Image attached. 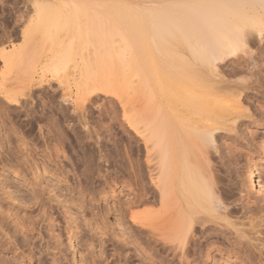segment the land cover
Returning a JSON list of instances; mask_svg holds the SVG:
<instances>
[{"label": "bare ground", "instance_id": "1", "mask_svg": "<svg viewBox=\"0 0 264 264\" xmlns=\"http://www.w3.org/2000/svg\"><path fill=\"white\" fill-rule=\"evenodd\" d=\"M28 2L27 0V4H29ZM40 2H44V6H38L39 8L42 7L39 11V19L37 15L36 17L33 15L35 20H33L34 18L32 19L33 22L38 19V22L32 23V20H30L31 24H29V19L31 18L28 16V19H23L24 21L27 19V25H25L26 27L22 32V36L25 40L23 37L22 39L24 41L29 40V32L33 31L35 34H40L43 41L48 42L50 40L52 44L57 45V36L60 37V35L57 34L59 30L65 29L66 34L69 32L73 34L75 29L79 27V15H83L81 8L83 5L84 7H88L85 0L84 3L80 0H48L47 3H45L46 0H39V3ZM88 2L90 3L89 8H91V6L98 8L99 6L97 13H100V15L98 18L101 16H103L102 19L105 18L103 21L100 19L101 22H104V28H106L105 25L110 23L107 30L109 28V31H113V34L116 35L117 38L118 36L120 37V41L117 39L119 42L115 44L114 39L116 37L114 38L113 36V39L111 34H109L111 40L113 39V46H116L112 50H110V48L107 50L108 47L105 48L103 45V53L100 50L99 52L102 54H99V56L96 55L98 48L97 51H95L96 49L94 50L96 53L94 52L95 54H93L97 57L95 56L96 59L94 58L95 61L93 60L91 66H93L94 69L95 65L96 69L98 68V70H101V72L99 71L100 74H98L99 72L97 70L90 71L92 69L90 64L93 57L89 58V60L85 56L89 61V63L87 61L88 64L85 63V65L87 64V70L89 68L90 70L86 72V67L81 69L83 66H80L79 69L84 70L80 71L84 73L85 78H81L84 76L80 74V71L79 74L81 76L79 78L80 80L91 78L87 80V82L84 81L81 84L80 81L76 82L78 84L76 85L74 80L78 77H75L76 64L78 63H74L78 61H76V56L78 55H76V53L78 50L72 41V35L70 38L67 36L68 38L66 37V39L60 37L62 39L61 42L58 43L60 46L57 45V49L51 54L53 57L56 56L57 62L48 67L51 62L44 59L49 65L46 61L43 62V64L45 63L48 66L44 65L40 67L42 70V72L39 70L41 75L36 80H30V78H32L31 75H33L30 72L37 74L40 65H35L36 62L29 61V58H23L24 55L25 57H29L30 55L26 47L28 44L25 45V42H23L25 46L22 45L21 48L19 47V51H16L20 57L13 55V49L15 48L11 50V47L9 50H11L12 53L8 50L9 54H7L9 56H6V54L5 56L0 54V56H2V60H5V58L8 60V57L10 59L8 63L6 60H3L4 63L6 62L3 64V67H5L3 69L4 71L6 69V72L9 70L8 72H12L11 74L18 73L16 72V68L17 71L19 68L17 65L29 69V72H26L30 73L29 76L31 77H27L29 79L28 82H30H26L27 79H25L29 87L26 86L24 79H21L24 84L21 81H18V85L17 81L15 82L16 84L12 82V87L15 88L17 86L19 90L16 91V88H11V90L5 91L10 94L5 93V96V94L2 93L4 98L10 101V105L14 104L18 106L19 109L23 108V110L31 112L35 110V106H37L38 100L40 99L36 97L33 99L29 96V98L33 100L32 102L30 101L31 103L28 106L26 98L24 97H27L28 93L31 94L36 91L38 89L36 87H39L41 84L56 80L62 92L64 91L63 94L61 92L62 96H59L61 99L59 98L60 101L58 102L62 117L64 120H68L71 129L77 132L80 128V119L82 120L83 118V112L79 110L82 109V105H85L83 104L85 100H82V98L84 99V96H90L85 90V88L87 89L85 85L92 80L89 82L91 85L90 88V85L87 84V90L88 92L90 90V94L91 92L93 93V90L94 92L97 91L99 87V90L102 91V83H105L103 89L109 85L106 88L111 91L110 84L113 82L115 83L118 79L112 81V77L115 79V70L122 64L126 69L127 76L125 75L126 77H124L127 80L126 82H128L124 87L129 86V89H131L130 92L133 91L131 95L135 94L134 97L130 95L126 97L127 99L121 98L119 100L122 106V112L120 113H122L121 115L127 125L123 130L129 134V136L127 135L128 138H133L134 140L132 141L137 143V148H135V150L137 149L136 151H138V154H136L135 163L130 156V163L131 165L133 164L132 167L136 166L138 170L142 168L140 162L142 143L145 146L144 148L147 154L152 150L154 151V155H152L154 156L152 157L153 159H151V154L143 157L147 158L148 164L154 160L152 162L153 164H151L155 172L154 173L152 170L154 176L150 177V182L152 184L151 196H146V190L149 188H144L142 187L144 185L138 183L141 185V188L139 187L140 193H138L139 195L136 194L137 200L134 203H139L138 205H140V202L141 204L144 202L146 203L153 198L154 201H156L155 203L158 204V207H156L157 209L153 210V212L152 209L151 211H149V209L144 212L142 211V213L141 211H128L130 214L129 217L132 219L128 226L132 227L129 231L131 240L129 241L128 238L126 239L123 237L119 238V246L113 248L114 253L122 255L124 252L125 255H127L125 257L128 258L127 251L132 249L134 251L133 256H135V258L137 256L139 264H197V260L200 258L208 259L210 255H212L211 252L213 250H218L216 248H219L223 242H228L229 246L226 253L229 254V258H231L232 255L241 257L240 264H264L254 261V259H256L253 250L254 245L248 241L249 238L244 234V230L241 229L240 226L239 228L236 227L238 223L236 224L235 222L237 220H231L232 217L234 218L235 212L240 210L241 213L243 212L245 214L247 212L250 214L253 209L252 207H247L246 204H236L238 207L229 206L231 203L227 200L228 197L225 195V191L223 192V188L219 185L222 176H218L219 172L217 168L218 161L221 163L220 167L223 165L222 163H226L223 161V158H225V154L228 156V152L231 151V147L233 146L232 141L235 142L239 135L241 136L239 132L234 133L236 127L233 125L236 123L234 122L235 124H233V117H228L230 111H226V109H229L226 103L229 102L227 100L229 96L225 97V94L229 93L228 90L231 91V94L238 92V95L240 92H243L246 100L253 103L258 99V92L256 89L264 86V0H164L153 4L155 6L151 9L138 7L137 4L134 5L133 3H125L123 5L122 2L123 8L120 3L119 5L115 3L110 4V2L109 4H104V2L102 3L101 1H99L101 3H96L97 1H91L92 3L90 1ZM12 4L15 3H11V5ZM144 4L145 3H143V5ZM12 6H10L11 14L14 12V7ZM135 6H137L138 9H136ZM33 7L35 9V6ZM95 7L93 9H97ZM82 9L86 12L84 8ZM122 10L123 12H121ZM15 11L18 10L16 9ZM18 12L20 13V11ZM33 13L35 14L37 11ZM21 14L23 15V13ZM86 14L90 15L89 13ZM96 19L94 18V22L91 21L93 24L90 22L89 24L87 23L88 26L90 24L91 26L93 25L92 29L96 27ZM106 21L110 22L107 23ZM111 24L114 27H112L113 30L110 28ZM99 28L101 29V27ZM65 30H62L60 33L62 34ZM94 30L95 28L93 31ZM103 30L104 29L101 31ZM107 30L106 32H109ZM31 33L30 35L35 37L34 34ZM90 33L91 30L89 34ZM96 33L99 32L97 31ZM53 34L57 35L54 37ZM78 35L80 36V32ZM95 35L94 33V36ZM97 35L100 36V34ZM44 36L47 39L44 40ZM105 37H108V35ZM109 38H107V42ZM97 39L98 38H96V40ZM101 39L98 40L101 41ZM102 43L104 44V41ZM52 44L48 45L51 47ZM45 45L46 42H44V46ZM40 46H42L44 52H47L45 50L47 49L49 55L51 53L49 50L51 51L54 49V47L52 49H48L46 46L43 47L42 44ZM22 48H25L24 52ZM103 49L107 51L105 52ZM26 52L29 55H26ZM41 52L45 54L43 51ZM43 54L39 56L43 58ZM45 55L47 56V54ZM14 57L15 59H13ZM21 58H23L24 61ZM39 58L37 59L39 60ZM16 59H20L21 62L18 64V61H15ZM48 59L51 60L52 58ZM54 60L55 59H53V62H55ZM82 61L83 64L86 62L84 59ZM32 62L33 65H31L32 67L30 66V69L29 64ZM70 63L74 64V66L71 67L72 65ZM108 67H111V69L106 76L105 73L107 74L108 71L105 70ZM7 68L9 69L7 70ZM119 69L121 70L122 68L120 67ZM13 70L15 72H13ZM22 71L25 72L24 69L20 70L18 75ZM96 71L98 72V77L96 76ZM91 72H95V74ZM122 72H124V70ZM109 74H111V76ZM21 75H25L26 77L25 73L20 74V76ZM121 76V79H123V74H121ZM46 77L47 79H45ZM106 79L108 80L107 82ZM20 82L26 86L24 87L27 88V92H25L26 90L22 91L25 88H20L23 85L18 87ZM100 82L101 84L97 86V83ZM73 83L75 86L71 85ZM91 83H95L96 86ZM48 84L49 83H47V85ZM77 86L82 88L83 94L81 92L82 90L80 91ZM72 87L75 89V92H73L74 95L70 93V91L72 92ZM96 87H98L97 90H95ZM106 88L103 91L106 90L105 92H109ZM245 89L251 91L246 92ZM42 90L44 92L46 88ZM76 91H78V94ZM85 91L89 96L84 95ZM103 91L101 93H103ZM13 92L14 94H12ZM18 92H20V94H17ZM80 92L82 98L79 96ZM223 92L225 93L224 95ZM238 97H240V95ZM85 99L88 100V98ZM89 100H91V98ZM68 105L71 106L72 109L69 107L71 111L68 110ZM83 108H85L86 111V107L83 106ZM86 112L88 113V111ZM227 112L228 114H226ZM84 114L86 115L85 112ZM230 115L232 116V113H230ZM248 116L250 120L244 124V132L246 134L241 132L247 135V138L251 136V128L260 123L259 120L252 115ZM114 117L116 120V116ZM110 119L112 120L113 118L110 117ZM83 120L86 121L87 119L83 118ZM234 120L236 119L234 118ZM89 123L87 122L86 124L88 125ZM122 124H120V126ZM88 128L83 131L85 133L84 136L90 140H93L95 136L94 142L96 143L98 141L96 129L93 130V126V129ZM122 132L124 133V131ZM87 142L88 144L92 143V141ZM98 151L101 152L102 150L99 148ZM127 155L129 156V154ZM231 155H233V153ZM235 155L234 153V156ZM99 157L106 160L105 154L100 153ZM151 165L147 168L150 169L152 167ZM149 171H151V169ZM249 171L251 178H255L256 180L258 190H263L264 185L259 175L256 174L255 169L250 167ZM136 173L137 172H135V174ZM142 175H140L139 178L143 177ZM149 175L151 176V173ZM142 180L141 178V181ZM222 185L225 186L224 183ZM150 216L152 218H148ZM235 218H237V216ZM148 219H151L152 222L150 221L151 223H148ZM22 230L23 227L16 226L15 230L9 233L8 228L4 227V231H8L9 233H5L4 242L9 245V247L18 249V254L21 258H27L29 260V258H31L30 252L34 249H37V251L41 253L46 251L43 247H45L48 242L44 241L42 236L30 240L27 233ZM230 233L233 235V240L229 237ZM129 243L132 246L126 247Z\"/></svg>", "mask_w": 264, "mask_h": 264}, {"label": "rangeland", "instance_id": "2", "mask_svg": "<svg viewBox=\"0 0 264 264\" xmlns=\"http://www.w3.org/2000/svg\"><path fill=\"white\" fill-rule=\"evenodd\" d=\"M13 1L0 0V54L4 56L6 54V56H9L7 54H9L8 50L11 47V50L12 48L16 49V50L13 49L14 51L13 55H16V57L17 56L20 57V55H18L16 51L18 52L19 47L21 48V46L24 45L23 42H25V45L28 44V46H26L28 49L27 48L26 49L28 50V53L30 55L26 52L27 53L26 55H29V57L28 56L25 57V55L23 57L22 55L25 53H23L21 56L24 59L29 58V61H35L36 62L35 65L37 66L40 65V66L38 67L39 68L37 72L38 75L30 72L31 74H33L31 75L32 78H30L31 76H29L30 75V73H28L29 69H26L23 66H19V65H17L19 68L18 71L16 68V72L19 73L20 70L24 69L25 72L22 71L20 72V74L25 73L26 77L25 75L20 76V74L18 75V73L11 74L12 72L11 73L8 72L9 68H7L8 70L7 72L6 69L5 71L3 69L5 68L3 67V64H5L6 62L8 63V61L10 60L9 57L8 60H6L5 58L6 62L4 63L3 62L4 59L2 60V56H0L1 57L0 59V264H139L137 260L138 259L137 256L136 258L135 256H133L134 251L132 249L127 251L128 258L125 257L127 255H125L124 252L122 253V255H119L118 253H114V249H113L114 247L119 246L118 245L119 238L123 237L126 239L128 238L129 241L131 240L129 231L132 227H128V226L130 225L132 219L129 217L130 216L129 210H131L132 212L141 211L142 213V211L144 212L145 210L147 211L148 209L149 211H151L152 209L153 212V210L157 209L156 207H158L157 206L158 204L155 203L156 201H154L153 198H152L153 200L151 199V201H148L146 203L144 202L145 204L144 203L141 204V202L140 205H138L139 203H134L137 200L136 196L139 195L138 193H140V188H141L140 184L144 185L142 186L144 188L145 187L147 189L149 188L148 190H146L147 193L146 196L148 197L151 196L150 192L152 190L151 189L152 184L150 182V177L154 176L155 173L154 170L152 169L153 166L151 164H153L152 162L154 160L148 164L147 158H143V157L151 154V159H153L152 157L154 156L152 155H154V151L152 150L150 153L148 152L149 154H147V151L144 148L145 146L141 142L142 153L140 152L141 154L140 162L142 168L138 167L139 168L138 170L136 166L132 167L133 164L131 165L130 163L131 162L130 156L131 158H133L132 160L135 163L137 157L136 154H138L137 153L138 151H136L137 149L135 150V148H137L136 147L137 143L132 141L134 140L133 138L131 139L130 137L128 138L129 134L125 130H123L124 127H126L127 125L125 124V120L121 115L122 113H120L122 112L121 109L122 106L119 100L121 98L127 99L126 97H129L131 94H133L132 93L133 91L130 92L131 89H129V86L124 87L125 84L126 85L128 84V82H126L127 80L125 78L127 76L126 69L122 66V64L120 66L122 68L121 70L119 69L120 67H117V70L119 69L118 72L117 70H115L117 73L114 71L115 79L112 77L113 80L112 79L111 80L114 81L117 78L118 79L116 80L115 83L113 82L114 84L113 83L110 84L111 91L108 90V88H106L109 85L105 87L109 92H105L106 90L103 91L105 89V88L103 89L104 87L103 85L105 83L104 84L102 83L101 89L103 93H101L102 91L99 90L100 87L99 88L96 87L95 90H97L98 88V90L101 92L97 90L98 92L95 91L97 93L96 94L93 90V93L91 92L90 94L89 93L90 90L89 92L87 90L88 89L87 84H89V82L92 81L91 80L86 84L87 86L84 84L85 87H87V89L85 88V90L90 96L87 95L85 91L84 95H87L89 97L83 95L84 96L83 99L81 96L84 92L82 88H80V86H77L79 87L80 91L82 90L81 91L82 94L80 92L79 95L82 98V100L86 101L87 99L85 98H88V100L91 98V100L89 101L87 100L88 102L84 101L83 104L85 105H82V109H80L79 107L80 109L79 111L83 112L82 117L84 119L86 118L87 119L86 121L90 123L87 125L86 124L87 122L83 120V118L81 117L82 120L80 119V123H79L80 128L77 132H74L71 129L68 120H64V118L62 117V113L60 112L58 106V102L60 101L61 99L60 97L62 96L61 95L62 90L61 87H59V85L57 84L56 80L52 81L50 79L51 81L45 82L46 84L43 83L45 85L41 84L39 86L40 88L43 87L41 88V91L39 87H36L38 88L36 91H34L31 94L28 93L27 96L28 98L26 96L24 97L26 98L28 106L32 102V100L35 99V97L40 99V100L36 99L39 102L41 101L43 102V103L38 102L37 106H35V110L31 112H29L28 110L25 111L23 110V108L19 109V107L14 104L10 105V101L4 98L2 93L5 94L6 93L5 91L11 90V88L13 89L16 88L15 90L18 91L19 89L17 88L16 85L15 88L12 86L13 83L16 84L15 83L16 81L18 85V81H21V79H24V82L25 79H27L26 82H28L29 80L28 78H30V80L33 79L36 80L41 75L40 71L42 72L40 67L44 65L45 66L49 65V63L46 60L51 62L48 67L54 65L57 62L56 56H54L55 57L54 58L53 55L51 54L52 52L54 53V50L57 49V45L59 42H61L63 37L66 39L67 36L70 38V36L73 35V37L71 38H73L72 41L76 49L78 50L76 53V55L78 54L76 56V61L77 60L78 61L74 63V64L78 63L76 64L77 68L75 72V77L76 76L78 77H76L77 79L75 78L76 81L74 80V82L76 83L80 81L81 84L84 81L87 82V80H90L91 77H89V79L88 78L84 80L82 79L83 81L80 80L79 77L81 75L84 76V73L81 72L84 70L81 69L87 66V64L89 63L87 59L91 57H93L91 59V64H90V67H92V69L90 70L88 65L89 69L87 70L86 67L85 71L87 72L89 70L90 71L97 70L98 72L99 71L101 72V70L95 68V65L93 69V66H91L93 60L96 55L99 56V54L103 53L102 48L108 47L107 50L109 48L110 50H112L114 47H116L115 45L113 46L114 43L112 44L113 42L112 40L116 37V35L113 34L114 33L113 31L112 32L109 31L110 30L109 28L107 30V27L110 26L109 23L110 21L109 22L106 21L109 24L105 25L106 28H104V24H103L104 22H101L100 20L102 19L103 16L98 18V16L100 15V13H97L99 6L98 8L94 6L97 9H93L94 8L93 6L89 8L90 3L88 1L90 2L97 1L96 3L101 1L102 3L104 2V4L106 3L109 4V2L110 4L111 3L121 4L123 2L122 3L123 5L125 3L126 4L133 3L134 5L137 4L138 7L151 9L153 8V6H155L153 4H156L157 2H162L164 0H119L121 2H119L118 0L116 1L115 0H109V1L85 0V3L88 4L87 5L88 7H84V5L82 7L84 8V10H86V12H84L83 9L81 8V12L83 13V15H79L80 18L78 21L79 22L78 29H75L73 34L71 32L66 34L65 29H62L65 31L62 32L61 34L60 32L62 30L61 31L59 30L57 34H59L62 39L57 36V41H56L58 42L57 45L52 44L50 40L48 41L49 43L47 41H43L41 35L39 34L40 35L39 36L38 33L35 34V32L31 31L32 29L30 31L33 33L29 32V40L24 41L25 39L22 36L23 29H25L26 27L25 25H27L26 22L28 17L31 18L29 19V24H31L30 20H32L33 18H34L33 20H35L36 15L39 19V11L42 9V7L39 8L38 6L39 5L42 6L44 2H40L41 3L40 4L39 0H28L29 4H27V0L26 1L13 0ZM80 1L84 3V0H80ZM47 2L48 0H46L45 3ZM142 2L145 3L144 4L145 6L143 5ZM11 3H15L12 4L14 6H12ZM122 4L121 6H123ZM10 6L14 7L13 11L15 13L13 12L11 14ZM33 6H35L36 10L34 9ZM137 6H135L136 9H138ZM16 9L20 11V13L18 11H15ZM36 11L37 13L34 14L33 12ZM121 12H123V10ZM124 12L126 13L125 10ZM21 13H23V15L25 14L24 15L25 17ZM86 13H89L93 17ZM91 13H95V14H91ZM33 15L35 17H33ZM91 17L93 20L91 19ZM25 18H27L26 21H24ZM94 18L95 19L98 18L96 19L97 24L95 23L96 27H93V29L95 28V30L97 28L96 31L94 30L95 32L92 29L93 25L91 26L90 24L88 26L89 22L93 24V22L95 21ZM38 19H36L37 21L34 22L32 20V23H37ZM104 19H102V21ZM99 27H101V29ZM112 27L113 26L111 24L110 28L113 30L114 27L113 28ZM102 29H104L105 31L104 30H103L104 32L101 31ZM90 30L91 33L89 34ZM106 30L109 31L110 33L106 32ZM92 31L96 35L100 34L101 37L99 35L97 36L95 35L96 36L95 37ZM97 31L99 33H96ZM79 32H80V36L78 35ZM30 33L34 34L35 37L30 35ZM57 34L55 35L53 34L54 37ZM109 34H111L112 38L114 36L112 40ZM77 35L78 38L80 39L77 38ZM107 35L108 37H105ZM22 37L24 40L22 39ZM43 38L44 40L47 39L45 38V36ZM96 38L98 39L102 38V39L100 41L98 39L96 40ZM107 38H109L108 41L109 43L107 42L108 40ZM117 39H119L120 41V37L118 36V38L116 37L114 39L115 44L119 42ZM103 41L104 44L102 43ZM44 42H46L45 45L46 48L48 47V49H52L54 47L53 50L51 51L49 50V52H51L50 55L47 49L44 48L47 51L44 52L42 46H40L42 44L43 47H45ZM48 44L50 45L52 44V46L50 47ZM58 46H60V44ZM97 48H98V52L101 50L102 53L97 52V54L94 55L96 53L95 51H97ZM24 49L25 48H22L23 52ZM11 50L9 51L11 52ZM103 50L105 52L107 51L105 49ZM41 51L47 54V56L43 54ZM42 54H43V58L40 57L42 56ZM85 56L87 59L85 58ZM47 57L52 59L49 60ZM37 58H39V60ZM13 59H15V57ZM53 59H55L54 60L55 62H53ZM83 59L86 61L84 62V64L82 61ZM15 61H18L17 62L18 64L21 62L20 59L19 60L16 59ZM45 61L46 63H48V65H46L45 63L43 64V62ZM85 63L87 64L85 65ZM70 64L72 65V66L70 65L71 67L74 66V64L72 63ZM94 64L98 65L97 63ZM31 65H33V62L29 64V68ZM80 66L83 67L79 69ZM108 68H107L108 70L107 69L105 70L108 71L107 74L105 73L106 76L108 75L111 67ZM123 70L124 72H122ZM79 71L81 75L79 74ZM97 71H96V76L98 77ZM13 72L15 71L13 70ZM100 72L98 74H100ZM91 73L95 74V72L94 73L91 72ZM121 74H123V79H121L122 78ZM109 75L111 76V74ZM47 77L45 79H47ZM81 78H85V76ZM107 81L108 80L106 79V82ZM21 82H23V80ZM21 82L18 87L24 84V82L23 84ZM26 82L25 84L27 86V84L30 81L28 83ZM47 83L49 84L47 85ZM91 84L96 86L95 83H91ZM97 84H98L97 86H99L101 82ZM71 85L73 86L74 83ZM76 85L78 84L76 83ZM24 86L25 85L21 86L20 88L22 87L25 88L26 86L25 87ZM27 87H29V85ZM90 87L91 85L89 86V88ZM45 88L46 91L44 90L43 92L42 89ZM245 90L246 92L251 91L247 89ZM256 90L258 92L257 93L258 99L256 100V102L253 103L246 100L243 92L239 93L240 97H238L239 96L238 92L237 93L234 92L233 93L234 95L231 94L230 90H228L230 95L229 93H226L228 94L226 95L223 92V95L225 94V97L229 96L227 98L229 102L226 103V105L228 104L229 107L228 106L227 107L229 109L228 110L226 109V111L228 112L230 111V112H229V116L228 115L227 116L229 118L233 117L232 118L233 124L236 123L235 125H233L236 127V128L233 127L235 128L234 133L239 132L241 136L239 135V137L236 139L235 142L232 141L233 143V146L231 147L232 152L231 151L228 152V156L227 154H225V158H223V161L226 162V163H222L224 166L222 165L223 167L222 166L220 167L221 163L218 161L220 164L217 162V168L219 172L218 176L219 175L222 176L219 177H221V182L222 184L224 183L225 186H223L221 182L219 183V185H221V188H223L222 191L223 192L225 191V195L228 197L226 198L231 203L229 204V206L238 207L239 204L241 205L246 204L247 207H252L253 209L250 214L247 212L245 214L242 212L243 213L242 214L239 210L235 212V214L237 213L236 215L234 214V218L236 216L237 218L234 219L232 217L233 219L231 218V220H237L235 223L236 224L238 223L237 224L238 226L236 225V227L239 228L240 226L241 229L244 230V234L248 236L249 238L248 241H250L254 245L253 250L256 256V259H254V261H257L258 263H264V225H263L264 189L258 190V187L256 185V180L255 178H251L249 171L250 167L254 168L256 174L259 175V178L262 184L264 185V86L262 88L261 87L257 88ZM22 91L27 92V88H25ZM73 92H75L74 87H72V92L70 91V93L74 95ZM76 92L78 94V91ZM126 92L130 94H127ZM12 94H14V92ZM17 94H20V92H18ZM48 94L50 95V97ZM134 95L131 96L134 97ZM29 96L33 99L31 100ZM235 98H237L238 100ZM69 105H68V110L71 111L72 108ZM83 106L86 107V111H88L89 114L85 111V108H83ZM69 107L71 109H69ZM84 112L88 117L84 114ZM228 112L226 114H228ZM230 113H232V116L230 115ZM248 115H252L254 118L258 119L260 123L256 124L255 126H253V128H251L252 129L251 136L247 138V135H244L245 133L244 124L245 122L250 120ZM114 116H116V120L114 119L115 118ZM110 117H112L114 120L113 119L111 120ZM234 118L236 120H234ZM122 123L125 125H123ZM120 124L122 125L120 126ZM92 126L94 129L92 128ZM88 127L92 128L93 130L96 129L95 131H97V133L96 132L95 133L99 136L98 137L96 135L98 140L96 143L94 142L96 138L95 136L93 140H90L89 138L84 136L85 133L83 131L87 130ZM120 127L121 128L123 127L122 131H124V133L121 131ZM241 132L244 133L242 134ZM87 141H92V143L88 144ZM99 148L102 150L101 152L98 151ZM100 153L105 154L106 160L99 157ZM230 153L231 154L233 153V155H231ZM234 153L236 154L235 156ZM127 154H129V156ZM144 164H146L147 166ZM150 165L152 166L150 168L151 171H149L150 169L147 168L150 167ZM140 169L142 170L143 173L141 172ZM152 170L154 173H152ZM148 171L151 173V176L149 175L150 173ZM135 172L137 173L135 174ZM140 175L143 176L141 177L143 179L142 181L141 178H139ZM148 218H152V217L150 216ZM147 221L148 223L150 221L152 222L151 219H148ZM1 225L7 227L9 233L13 232L16 226L23 227L24 232L27 233L30 240L37 239L39 236H42L43 240L48 242V244L45 247H43V249H45L46 251L41 253L37 251V249H34L30 252L31 258H29V260L27 258L25 259L21 258L18 254L19 251L18 249H15L14 247H9V245H7L4 242L5 233L7 234L9 233L8 231H4V227ZM229 237L231 240L234 239L231 233L229 234ZM130 246L132 245L129 243L126 247H130ZM228 246H229L228 242H223L219 248H216L219 251L213 250L211 252L213 256L210 255L208 259L200 258L199 260H197L196 263L197 264H240L241 257L239 256L236 257L235 255H232V257L229 258V254L226 253Z\"/></svg>", "mask_w": 264, "mask_h": 264}]
</instances>
